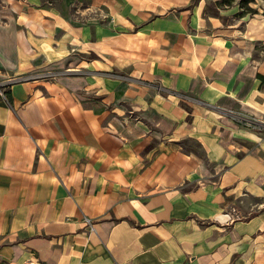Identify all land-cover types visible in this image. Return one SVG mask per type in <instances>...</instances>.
<instances>
[{
    "label": "crops",
    "instance_id": "crops-1",
    "mask_svg": "<svg viewBox=\"0 0 264 264\" xmlns=\"http://www.w3.org/2000/svg\"><path fill=\"white\" fill-rule=\"evenodd\" d=\"M190 2L0 0V264H264V15Z\"/></svg>",
    "mask_w": 264,
    "mask_h": 264
},
{
    "label": "rangeland",
    "instance_id": "rangeland-1",
    "mask_svg": "<svg viewBox=\"0 0 264 264\" xmlns=\"http://www.w3.org/2000/svg\"><path fill=\"white\" fill-rule=\"evenodd\" d=\"M204 5L203 9L206 14L210 16L219 17L222 23L225 22H232L234 19H238V12L240 11L239 7L237 6L238 0H230L226 1L224 3L216 5L214 3L215 0H203ZM249 6L255 8V12L260 13L264 15V0H252L249 1ZM254 12H246L241 16L251 15ZM241 14V13H239ZM255 47L252 49L251 57L254 60H264V35L259 40H255L253 42V46ZM6 90L5 84H0V92L4 95V99L6 98V95L3 93V91ZM0 94V98H3Z\"/></svg>",
    "mask_w": 264,
    "mask_h": 264
},
{
    "label": "built area",
    "instance_id": "built-area-1",
    "mask_svg": "<svg viewBox=\"0 0 264 264\" xmlns=\"http://www.w3.org/2000/svg\"><path fill=\"white\" fill-rule=\"evenodd\" d=\"M0 94H2V93L0 92ZM2 96H3V94H2ZM228 114L230 115V117L234 121H236V122H238L244 126H248L250 128H259V127L263 126L254 117H252L246 113L234 111V110H228ZM21 264H43V262L40 261L37 257L32 255V256L25 257L21 261Z\"/></svg>",
    "mask_w": 264,
    "mask_h": 264
},
{
    "label": "trees",
    "instance_id": "trees-1",
    "mask_svg": "<svg viewBox=\"0 0 264 264\" xmlns=\"http://www.w3.org/2000/svg\"><path fill=\"white\" fill-rule=\"evenodd\" d=\"M51 1H53V0H51ZM195 1L196 0H191L190 4L194 3ZM226 1H230V0H215L214 3L216 5H218V4L224 3ZM249 1H252V0H238L237 1L236 4H237V6L240 9V11L238 12V16H241V15H243L246 12H250L251 13V12H255L256 11L255 8L249 6ZM203 13H204V15H208V14L205 13L204 10H203ZM239 13H241V14H239ZM254 47H255V45H254ZM257 76L260 79V82L264 81V76L263 75L257 73ZM3 93L6 95V98H7V94H6L7 90H4Z\"/></svg>",
    "mask_w": 264,
    "mask_h": 264
}]
</instances>
